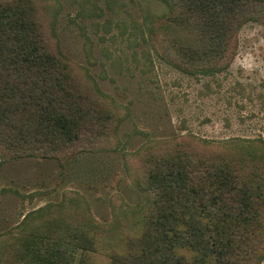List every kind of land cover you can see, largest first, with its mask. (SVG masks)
Listing matches in <instances>:
<instances>
[{"label":"trees","instance_id":"obj_1","mask_svg":"<svg viewBox=\"0 0 264 264\" xmlns=\"http://www.w3.org/2000/svg\"><path fill=\"white\" fill-rule=\"evenodd\" d=\"M158 1L168 11L150 21L148 39L184 73L226 70L241 25L255 21L264 29V0ZM40 10L35 0H0L4 161L34 157L62 163L95 152L114 138L119 122L109 97L81 80L50 41ZM255 142L240 152L210 146L208 153L177 137L150 144L135 182L142 199L129 217L111 225L85 210L72 220L33 222L28 213L16 226L13 258L0 264H93L98 251L106 264H259L264 141Z\"/></svg>","mask_w":264,"mask_h":264},{"label":"rangeland","instance_id":"obj_2","mask_svg":"<svg viewBox=\"0 0 264 264\" xmlns=\"http://www.w3.org/2000/svg\"><path fill=\"white\" fill-rule=\"evenodd\" d=\"M35 1L50 41L81 80L109 97L119 122L104 148L62 163L34 157L4 161L0 155V263L13 258L16 226L28 213L33 222L72 220L85 210L111 225L129 217L142 199L135 182L150 144L177 137L208 153L210 146L240 152L264 141L259 23L241 25L226 70L192 75L163 60L148 39L150 21L168 11L158 0ZM93 259L107 263L103 251Z\"/></svg>","mask_w":264,"mask_h":264}]
</instances>
